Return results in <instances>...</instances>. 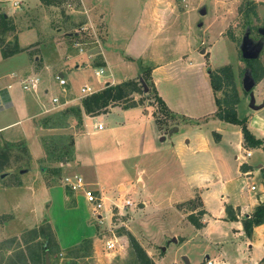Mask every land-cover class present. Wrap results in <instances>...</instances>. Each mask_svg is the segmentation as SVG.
Returning a JSON list of instances; mask_svg holds the SVG:
<instances>
[{
  "label": "rangeland",
  "instance_id": "1",
  "mask_svg": "<svg viewBox=\"0 0 264 264\" xmlns=\"http://www.w3.org/2000/svg\"><path fill=\"white\" fill-rule=\"evenodd\" d=\"M12 1L0 0V10L3 14L13 15L15 29L17 27L16 40L19 51L16 52L17 55L13 58L15 59L14 66H11L10 69L15 76L12 74L5 76L3 82H14L12 89L14 98L21 104H25L29 112L41 111L40 101L56 94L61 88L63 90L66 88L67 91L71 86L79 89L84 85L98 86L96 82L100 81L104 84L103 77L98 81L94 77V71L102 69L101 76L110 72L114 80L126 76L127 79L136 80L138 84L137 92H132L131 97L127 96L117 100L109 106L126 107L131 104H142L158 118L159 124L169 125L171 123L168 120L164 122L167 115L153 99L154 91L151 89L152 81L147 74V67L140 65L138 60L126 57L140 68L139 74L134 76L135 70L132 65L125 67V64L120 63L122 59L118 62L112 57L113 67L110 70L95 54V49L98 48L95 39H100L99 36L102 37L104 34L103 14L99 12V9H94L96 12L85 11L79 0L78 3L70 2L59 7H48L45 10L38 9L36 5L29 3H24L16 9L12 6ZM91 1L97 2V0H83V3L86 5ZM119 1V9L115 18L118 22L119 20L122 22L124 31L120 28L115 29L111 49L122 48L124 33L128 32L129 27L133 25L137 14L136 9L126 8V0ZM111 2L109 0L110 4ZM109 3L108 0H103L104 5L108 6ZM239 4L237 0H187V6L184 8L182 7L183 3L179 2L178 10L181 16L180 20L176 22L177 25H173L164 35L160 33L157 36L160 39L166 36L169 45L175 43L177 35L182 36L190 43L191 48L185 50L181 56L184 62L176 61L177 55L165 56L171 61L158 77L160 79L159 87L166 92L167 100L184 109L189 115H195L193 117L207 114L214 108L213 94H211L206 73L207 67L212 70L224 64L230 65L233 83L239 98L238 117H245L243 114L246 110L252 111L248 106L249 94L242 88L246 80L253 82L250 93L254 104L258 105L262 102L264 104V75L260 80L254 81L246 63L240 59L242 38L246 35L252 44L260 46L256 59L264 68V36L257 32L258 28L264 26V2L254 6L255 14L250 12L246 14L245 6ZM27 24H30L29 26L36 25L27 27ZM56 28L59 29L56 30L57 33L54 30ZM59 31L61 35H59ZM55 34L75 47L72 49L70 45L62 43L60 50L55 44L56 41L51 37ZM11 40L8 41L11 42ZM28 48L31 49L27 50ZM74 49L77 53L83 51L93 55L88 59L76 55L73 60L62 57L66 52L68 55L75 54ZM28 57H32V64L40 63L39 66L30 67ZM38 57L40 60L35 62ZM199 62L202 63L199 65ZM44 65H48L50 69L44 70ZM58 69H61L66 80V84L64 83L63 86L57 85L54 79L53 72H57L55 70ZM29 76L38 79L37 90L33 94L23 91L21 88L20 81ZM143 77L146 81V83L144 82L147 87L146 91L142 90L138 81ZM216 96L221 95L216 92ZM176 97H180V100H177ZM60 101L64 103L62 98ZM261 109V113L264 114V106ZM112 116H115V113ZM81 118L78 105L72 103L60 105L37 118V124L44 129L43 133L39 135V142L45 157L39 164L36 160L37 153H39L38 142L35 141L28 122L12 129L15 130L18 127L26 129L27 134L23 137L28 141L31 157L27 153V147L25 148L23 144H9L0 141V146L5 148L3 157L0 159L2 164L0 173H6L4 177H0V264H43L44 246L49 248V253L46 251L47 264H137L128 245L120 253L104 248L105 239L111 237L112 233L127 242L123 230L129 231V226L135 233L147 232L153 237L156 243L154 257L161 264L169 262L184 264L181 258L183 252L187 253L189 264H198L204 258V253L201 251L203 247H196L192 252H187L185 248L188 246L183 248L180 244L174 243L169 237L171 232L169 219L161 218L160 211H155L151 203L144 207H137V202L142 201L138 190L137 193L128 192L126 194L125 198L130 201V206H127L121 215L112 216L110 219L109 211H107L105 219L101 221L91 215L90 206L85 202L80 190H76L74 193L79 192L82 198H77L75 204L71 203L70 190L63 184L65 175L61 174L56 164L63 163L64 160L61 161V159L71 158V132L81 128ZM116 133L120 137V134ZM111 139L112 141H108V146L114 143L113 137ZM22 143L25 144V140ZM256 158L257 155L254 154L253 159ZM41 166L43 168H40ZM120 175L123 173L118 170L114 171L112 175L108 174V178L104 179L100 185L106 188L113 184L116 177ZM248 183L253 184L259 190L262 186L261 176L255 174ZM44 184L62 185L67 199L65 205L60 203L61 199L55 200L57 196L54 197V193L55 190H58L57 185L54 186L53 192L51 191L54 199L50 204ZM111 189L112 202H115L120 194L113 188ZM106 192L108 193V191ZM164 206L162 204L160 207L164 208ZM31 228H35L36 231H29ZM129 232L131 233V231ZM181 233L187 234L188 232L182 230ZM82 235H87L85 238L91 239V248L86 255L77 256L69 248L79 243ZM133 236L135 237V235ZM206 251L212 255L215 248L210 245ZM258 255L256 246L253 245L248 251L247 247L241 245L239 250L232 252L230 260L232 264H253V261L260 258Z\"/></svg>",
  "mask_w": 264,
  "mask_h": 264
},
{
  "label": "crops",
  "instance_id": "2",
  "mask_svg": "<svg viewBox=\"0 0 264 264\" xmlns=\"http://www.w3.org/2000/svg\"><path fill=\"white\" fill-rule=\"evenodd\" d=\"M110 2L111 4L108 0V6L103 4V0H97L96 3L91 1L85 5L83 0H79L85 11L96 12L94 9H99V12L103 14L104 34L102 37L99 36L100 39H95V42L98 43L95 54L104 63L103 65L109 67L110 70L113 67L111 64L112 57L118 62L122 59L120 63L125 64V67L132 65L135 70L134 76L139 74L140 68L126 57L138 60L140 65L149 68V77H151L156 94L169 111L170 118L168 121L171 123L158 128L151 111L142 104L126 107L108 105L104 112L94 115L85 114L80 105V100L83 98L80 97L81 86L79 89L74 86L68 87L67 91L66 88L64 90L61 88L56 94L44 99L47 101H40L41 111L29 112L25 104L15 100L12 92L14 82H3L5 76L11 74L15 76L10 69L11 66H14L15 59L13 58L16 57L17 53L7 57H2L0 54V141L22 143L25 140V144H22L25 148L27 147V153L31 157L28 141L23 137L27 134L26 129L19 127L15 130L12 129L28 122L35 136V141L38 142L39 153H37L36 160L39 164L45 157L39 142V135L43 133L44 129L37 124V118L65 103L78 105L82 121L81 128L71 132V158L68 160L61 159V161L64 160L63 163L60 162L56 164L57 166L55 165L60 169L62 175L78 174L87 187L103 192L107 205L113 200L111 188L124 197L128 192L137 193L138 190L142 201L137 202V207H144L151 203L155 211H160L161 218L169 219V229L171 230L169 237L174 243L180 244L183 248L188 246L185 248L187 252H192L193 248L196 247H203L201 251L204 253V258L198 264H201L205 258L213 260L214 264H232L230 260L232 252L239 250L241 245L247 247L248 251L253 245L256 246L260 258L253 261V264H258L261 259L262 264H264V223L254 226L250 235L246 236L240 222L243 216H247L253 207L264 199V152L260 148L244 147L239 126L217 119L214 116L215 105L211 112L193 117L195 115H189L178 105L170 103L167 100L166 92L159 87L160 79L158 76L171 61L165 56L177 55L175 60L184 62L183 57H181L182 53L191 48L190 43L179 35H177L173 45L167 43L166 36L162 39L157 37L160 33L164 35L180 20L178 0H126V8L136 9L137 14L128 32H122L124 33L122 48L114 49H111L114 41L112 39L113 33L116 28L124 31V27L122 22L120 20L118 22L115 18L120 1L110 0ZM24 3L36 5L38 9L44 10L52 7L43 6L39 0H13L12 6L17 9ZM186 6L187 0L183 2L182 7L185 8ZM0 13L3 14L1 10ZM4 16L9 17L14 25L12 33L7 32L4 35L5 40L8 41L12 39V35L17 36V27L15 29L16 24L13 15L4 14ZM29 25L27 24V27H34L36 24L34 26ZM49 27L51 28V26ZM54 30L56 32L59 29ZM58 33L61 35L60 31ZM59 35L55 34L51 37L61 50L62 43L70 44L66 43V40L60 38ZM38 39L40 41L41 37ZM34 46L36 47V44ZM70 46L72 49L75 47L74 45ZM29 49L31 48L27 50ZM74 52L77 53L75 49ZM76 53L68 55L66 52L62 57L73 60L76 55L84 56L86 59L93 55L83 51ZM31 59L32 57H28L30 67L39 66L40 63L32 64ZM37 60H40V57L35 62ZM43 69L49 70L50 68L48 65H44ZM55 71L57 72L52 73L54 76L64 79L61 69ZM106 73L103 76L94 75L97 81L103 77L105 79L104 84L100 81L96 82L98 86L95 87L84 86L93 89L92 93H94L106 85L127 79L124 76L122 79L114 80L110 72ZM29 77L35 80V87L22 88V90L33 94L37 90L38 79ZM54 79L59 85L57 79L55 77ZM128 96L131 97L132 95L129 94ZM52 97L57 98L55 106L50 103ZM60 97L64 103H61ZM176 99L180 100V97H176ZM261 104L262 106L257 109L249 107L252 111L246 110L243 114L247 129L258 138H264V114L261 113L264 104L263 102ZM237 105L238 103L235 107L236 116L238 115ZM114 113L115 116H112ZM238 118L242 117L239 116ZM98 122L102 124L100 130L95 127ZM172 127L175 130L169 132ZM116 132L120 134V137ZM111 137H113L114 143L108 146V141H112ZM21 139L23 140L21 141ZM32 142L35 144L33 140ZM244 150L249 151L248 156L244 155ZM254 154L257 155L256 159H253ZM117 170L123 175L116 177L113 184L106 188L102 187L100 183L108 178L107 175H112ZM129 171L130 173H128ZM255 174L261 176L262 186L259 190L253 184L248 183ZM56 185L59 188L57 187L58 190H55L54 197L57 196L55 200L61 199L60 203L65 205L67 202L66 194L60 184H44L45 191L48 192V200L51 204L52 199H54L52 192ZM250 185H253L254 188L250 189ZM69 194L71 203L74 202V204L77 202V198H82L79 192L69 191ZM195 194L199 197L201 207L205 211L201 217L203 223L201 228H194L186 220L185 216L189 212L187 208L177 207L178 203L192 198ZM162 204L165 205L164 208L160 207ZM226 207H228L227 211H225ZM230 210L232 217L229 218L227 213ZM182 230L188 233L183 234L181 233ZM129 231L135 235L136 238H134L137 239L139 245L152 261L161 264L154 257L156 243L153 237L147 232L135 233L131 226H129ZM85 236L87 235H82L80 238L83 239ZM210 245L215 248L212 255L206 251ZM160 249L162 250L161 247ZM181 258L184 264H189L187 253L183 252Z\"/></svg>",
  "mask_w": 264,
  "mask_h": 264
},
{
  "label": "trees",
  "instance_id": "3",
  "mask_svg": "<svg viewBox=\"0 0 264 264\" xmlns=\"http://www.w3.org/2000/svg\"><path fill=\"white\" fill-rule=\"evenodd\" d=\"M39 2L45 7L48 6L59 7L62 4H69L70 2L78 3V0H39ZM239 5L245 6L244 9L246 14L249 12L251 14H255L254 13L255 5L253 4L244 5L242 3H240ZM13 30H14V25L12 24L11 19L9 17L4 16V14L0 13V54L2 57H7L19 51V47L15 35H12L11 42L6 41L4 38V35L7 32L12 33ZM240 59L246 63L247 67L250 70L252 79L254 81L260 80L261 77L264 75V68L258 62V59L255 58V59L246 60L243 59L241 55H240ZM206 73L208 77L209 87L213 94V101L215 105L214 116L219 120L236 124L239 126L244 147L260 148L264 152V138H258L255 137L253 134H251L246 127L245 117L238 118L236 116L235 105L238 103L239 98L233 83V76L230 65L224 64L212 70H210L207 67ZM147 74L149 76V68H147ZM142 81L143 83L144 82L146 83L144 77L142 78ZM137 86H138L137 81L133 79H126L112 85H106L99 91L83 97L80 100V105L83 111L85 112V114H90V115L98 114L100 112H104L106 107L108 105H111L115 101L127 97L132 92H137ZM151 89H153L154 91L153 99L159 105L161 110L164 111L165 114L167 115V117L164 118V122H167V120H169L170 118L169 111L165 107L160 97L156 94L152 82H151ZM216 92H219L221 96H216ZM152 116L158 128H161L164 123L159 124L158 118L155 115ZM17 143L22 144L20 142ZM3 150H5V148L0 146V159L3 157L2 155ZM1 166L2 164L0 162V167ZM177 207L178 208L184 207L189 210L185 218L194 228H201L203 226L201 217L205 213V211L202 209L200 199L196 194L192 198L183 201L181 203H178ZM227 216H229V218L232 217L231 210L227 213ZM240 222H241L242 230L246 236L250 235L251 230L254 226L264 223V199L259 201L247 216L246 215L243 216ZM29 231H36V230L35 228H31L29 229ZM123 234L126 236L127 243L131 252L133 253L135 263L156 264L149 258V256L146 254V252L143 250V248L139 245L137 240L128 230H123ZM90 248H91V239L83 238L79 243L70 247L69 250L72 251L74 255L81 256V255H86L89 252ZM48 250H49L48 246L47 247L44 246L43 248L44 254L46 253V251L49 253ZM44 263H45V258L43 264ZM258 264H262V259L258 262Z\"/></svg>",
  "mask_w": 264,
  "mask_h": 264
},
{
  "label": "built area",
  "instance_id": "4",
  "mask_svg": "<svg viewBox=\"0 0 264 264\" xmlns=\"http://www.w3.org/2000/svg\"><path fill=\"white\" fill-rule=\"evenodd\" d=\"M179 2H185V0H178ZM238 3L242 4H253L256 5L258 3L264 2V0H237ZM103 72L102 69L95 70L94 75L99 76ZM57 79V82L59 85H63L65 83V80L62 77L55 76ZM35 87V80L33 78H26L21 82V88L23 89H30ZM94 90L89 87H81L80 97H85L87 95L92 94ZM50 103L52 106H55L57 104V98L52 97L50 99ZM95 127L100 130L102 129V124L100 122L95 124ZM244 155L248 156L249 151L244 150ZM63 184L70 190V191H76L80 190L82 192V195L84 197V200L86 203L90 206V212L91 215L96 219L101 221L102 219H105V213L109 211L110 219L112 216L121 215L122 211L127 207L130 206V201L125 198L124 196H118L116 198L115 202H110L108 205L105 203L106 197L104 196L103 192L99 189H94L87 187L85 183L83 182L81 176L78 174L73 175H65L63 177ZM250 189H253L254 186L250 185ZM128 243L125 239H123L120 236H115L112 233V236L105 239L104 241V248L106 250L120 253L127 247ZM168 264H175L174 262H169ZM201 264H214L213 260L209 258H205Z\"/></svg>",
  "mask_w": 264,
  "mask_h": 264
},
{
  "label": "water",
  "instance_id": "5",
  "mask_svg": "<svg viewBox=\"0 0 264 264\" xmlns=\"http://www.w3.org/2000/svg\"><path fill=\"white\" fill-rule=\"evenodd\" d=\"M200 13L202 14L203 10L200 11ZM257 32L261 36H264V26L262 28H258ZM259 50H260V46L258 44H252L246 35L243 36V38H242V46H241V49H240V55H241V57L243 59H246V60L255 59L257 57V54H258ZM138 81L140 82L141 86L143 87V91H146V87H145L143 81L141 80V78H139ZM252 86H253V82L250 81V80H246L244 82L242 88H243L244 91H249V105L248 106L250 108H252V109H257V108L261 107L262 104H258V105L254 104L253 97H252V95L250 93V90H251ZM172 130H175V128L172 127L169 130V132H171ZM5 175H6L5 172L0 173V177H4ZM227 210H228V207L225 208V211H227ZM44 258H45V264H47L48 263V259H47V254L46 253L44 254Z\"/></svg>",
  "mask_w": 264,
  "mask_h": 264
},
{
  "label": "flooded vegetation",
  "instance_id": "6",
  "mask_svg": "<svg viewBox=\"0 0 264 264\" xmlns=\"http://www.w3.org/2000/svg\"><path fill=\"white\" fill-rule=\"evenodd\" d=\"M249 94V91H246Z\"/></svg>",
  "mask_w": 264,
  "mask_h": 264
}]
</instances>
